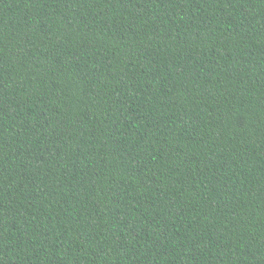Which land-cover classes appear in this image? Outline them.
<instances>
[{
  "label": "trees",
  "instance_id": "obj_1",
  "mask_svg": "<svg viewBox=\"0 0 264 264\" xmlns=\"http://www.w3.org/2000/svg\"><path fill=\"white\" fill-rule=\"evenodd\" d=\"M0 264H264V0H0Z\"/></svg>",
  "mask_w": 264,
  "mask_h": 264
}]
</instances>
